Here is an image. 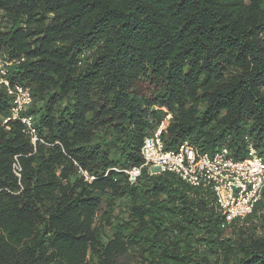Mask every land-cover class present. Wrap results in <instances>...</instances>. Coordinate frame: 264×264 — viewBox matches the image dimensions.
<instances>
[{"label": "trees", "instance_id": "16d2710c", "mask_svg": "<svg viewBox=\"0 0 264 264\" xmlns=\"http://www.w3.org/2000/svg\"><path fill=\"white\" fill-rule=\"evenodd\" d=\"M0 19L36 138L0 87V264H264V191L225 226L175 175L115 171L166 121L167 151L264 159V0H0Z\"/></svg>", "mask_w": 264, "mask_h": 264}, {"label": "built area", "instance_id": "2783aa9c", "mask_svg": "<svg viewBox=\"0 0 264 264\" xmlns=\"http://www.w3.org/2000/svg\"><path fill=\"white\" fill-rule=\"evenodd\" d=\"M18 63L0 56V87L11 98L9 117L3 123L20 121L35 142L34 118L26 114L33 104L31 92L22 85L11 84L8 79L9 68ZM169 118L167 116L166 120ZM166 124L167 121L144 139L140 150L144 162L141 167L115 171L125 174L129 185L137 183L142 168H146L150 176L173 174L189 187L210 195L215 208L223 216L225 226L251 215L264 191V159L252 146H248L247 155L242 160H235L225 147L214 153H201L186 142L177 150L167 151L161 140ZM13 168L18 176L20 168L17 162Z\"/></svg>", "mask_w": 264, "mask_h": 264}, {"label": "rangeland", "instance_id": "374dc122", "mask_svg": "<svg viewBox=\"0 0 264 264\" xmlns=\"http://www.w3.org/2000/svg\"><path fill=\"white\" fill-rule=\"evenodd\" d=\"M123 211H124V208H122V206H120L119 208L116 209L115 211V214L118 215V216H122L125 218V215L123 216ZM109 231H111L110 229H107L106 232L108 233ZM110 234V233H109Z\"/></svg>", "mask_w": 264, "mask_h": 264}]
</instances>
